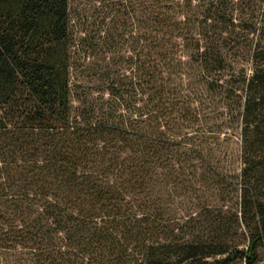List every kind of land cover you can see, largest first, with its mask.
Returning a JSON list of instances; mask_svg holds the SVG:
<instances>
[{"label": "trees", "instance_id": "obj_1", "mask_svg": "<svg viewBox=\"0 0 264 264\" xmlns=\"http://www.w3.org/2000/svg\"><path fill=\"white\" fill-rule=\"evenodd\" d=\"M261 249L264 0H0V264Z\"/></svg>", "mask_w": 264, "mask_h": 264}, {"label": "rangeland", "instance_id": "obj_2", "mask_svg": "<svg viewBox=\"0 0 264 264\" xmlns=\"http://www.w3.org/2000/svg\"><path fill=\"white\" fill-rule=\"evenodd\" d=\"M225 142L230 143V140H227ZM238 264H246V263L242 262ZM256 264H264V250L263 249L260 250V260Z\"/></svg>", "mask_w": 264, "mask_h": 264}]
</instances>
